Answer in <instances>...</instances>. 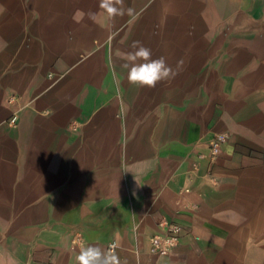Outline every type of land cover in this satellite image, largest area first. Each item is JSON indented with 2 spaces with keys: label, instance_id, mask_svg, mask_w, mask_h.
Segmentation results:
<instances>
[{
  "label": "crops",
  "instance_id": "0c3cea01",
  "mask_svg": "<svg viewBox=\"0 0 264 264\" xmlns=\"http://www.w3.org/2000/svg\"><path fill=\"white\" fill-rule=\"evenodd\" d=\"M220 1L247 11L249 25L264 18V0ZM238 36L261 38L256 28ZM164 37L138 41L177 74L190 73L188 62L177 67L171 44L161 49L176 34ZM122 41L115 48L95 39L51 65L41 40L35 53L26 44L12 51V69L0 75V264H76L81 247L110 243L127 264H264L257 55L247 51L243 64L234 62L247 54L240 46L204 55L221 59L205 61L194 92L179 91L176 76L148 88L128 82L118 53L133 50L127 35ZM218 132L227 141L210 164L208 141ZM161 223L182 233L168 255L154 256L149 239L164 231Z\"/></svg>",
  "mask_w": 264,
  "mask_h": 264
},
{
  "label": "rangeland",
  "instance_id": "374dc122",
  "mask_svg": "<svg viewBox=\"0 0 264 264\" xmlns=\"http://www.w3.org/2000/svg\"><path fill=\"white\" fill-rule=\"evenodd\" d=\"M98 4L99 0H0V75H5L9 68L12 69V51L16 45L26 44L29 51L35 53L40 49L38 43L41 40L51 65L54 57L72 60L79 50L95 39L102 47L110 45L119 48L126 43L122 39L127 35V44L133 50L131 45L138 41V35L154 33H160L162 39L169 33L176 34L177 41L161 42V49L166 51L171 44V49L176 52L178 68L184 67L185 62L190 63V73L176 75L179 91L188 87H193L191 90L195 91L202 76L199 70L205 61L211 63L221 59L211 56L204 58V55H212L218 49L237 50V46H240L247 54L235 58L234 62L242 64L249 62L247 51L250 50L257 55L256 60L260 64L258 71L264 70V18H255V23L249 25V20L243 14L247 11L232 10L220 0H124L125 8H132L133 13L111 20L102 13ZM77 10L97 13L96 19H89L85 15L80 22H76L73 17ZM254 28L261 35L258 40L234 41L237 37H242L238 35L248 34ZM186 35H192L195 40L184 41ZM204 35L208 36L209 41H196ZM218 38L222 40H216ZM141 43L147 48L152 46L148 41ZM186 53L192 56L186 58ZM224 60H231L230 63L233 64V59ZM250 76L255 77V74L248 75ZM256 77L260 78L257 83L259 93L264 96V74L260 72ZM48 79L54 82L59 78L51 75ZM9 98V95L5 98L6 105L12 103ZM260 123L264 124L262 121ZM245 189L249 190V187ZM257 190L264 193L262 186ZM242 195L248 196L249 192L242 190Z\"/></svg>",
  "mask_w": 264,
  "mask_h": 264
},
{
  "label": "clouds",
  "instance_id": "9594fccd",
  "mask_svg": "<svg viewBox=\"0 0 264 264\" xmlns=\"http://www.w3.org/2000/svg\"><path fill=\"white\" fill-rule=\"evenodd\" d=\"M98 7L110 20L117 16L122 17L133 13L132 8H125L124 0H99ZM85 15L89 19L95 20L97 13H85L82 10H77L73 19L80 22ZM131 48L133 51L118 53L124 61L121 67L127 70L129 83L140 87L154 88L159 82L172 79L177 75V72L167 64L164 57L153 59L151 49L145 47L141 42L134 41ZM180 63L182 61L178 62V65ZM75 261L76 264H127L126 260L121 261L112 248H104L99 245L81 247L75 255Z\"/></svg>",
  "mask_w": 264,
  "mask_h": 264
},
{
  "label": "built area",
  "instance_id": "2783aa9c",
  "mask_svg": "<svg viewBox=\"0 0 264 264\" xmlns=\"http://www.w3.org/2000/svg\"><path fill=\"white\" fill-rule=\"evenodd\" d=\"M12 101V97L9 98V102ZM16 115L11 116L8 124L11 127L16 125ZM72 131H75L76 126L72 124L70 126ZM227 141V135L224 133H215L208 141V148L205 157L208 159L210 164H214L221 153L223 144ZM164 231L159 234L152 235L149 239V253L154 256H166L168 255L177 245L180 234L182 233V227L174 223H161ZM74 244L80 246L82 241L76 239ZM115 243H110L107 248H112L114 251L116 248L112 247Z\"/></svg>",
  "mask_w": 264,
  "mask_h": 264
}]
</instances>
